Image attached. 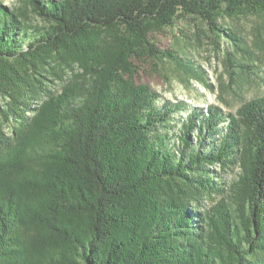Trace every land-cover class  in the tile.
I'll list each match as a JSON object with an SVG mask.
<instances>
[{"label": "trees", "instance_id": "1", "mask_svg": "<svg viewBox=\"0 0 264 264\" xmlns=\"http://www.w3.org/2000/svg\"><path fill=\"white\" fill-rule=\"evenodd\" d=\"M27 3L44 24L0 0V264H264V95L192 109L175 145L182 102L126 78L133 57L179 62L156 28L220 34L264 0Z\"/></svg>", "mask_w": 264, "mask_h": 264}, {"label": "rangeland", "instance_id": "2", "mask_svg": "<svg viewBox=\"0 0 264 264\" xmlns=\"http://www.w3.org/2000/svg\"><path fill=\"white\" fill-rule=\"evenodd\" d=\"M1 1L16 9L29 23L44 24L31 11L27 0ZM219 26L223 30L220 34L210 30L200 18L179 17L172 25L160 26L151 32L153 42L163 50L175 52L179 62L146 56L130 59L126 78L150 86L160 95L159 105L166 100L183 104L184 109L175 116L168 130L171 144H178L181 124L192 109L206 113L208 106H215L227 116L243 103L264 95V13L222 17ZM189 65L196 71L189 70ZM80 72V67L75 65L67 79ZM63 83V80L56 81L52 87L54 92L60 91ZM224 126L222 123L221 127ZM196 135V132L191 134L194 142ZM211 168L218 177L224 172L219 167ZM238 172V166L233 165L224 176L232 180ZM203 202L205 207L210 206V197H205Z\"/></svg>", "mask_w": 264, "mask_h": 264}]
</instances>
